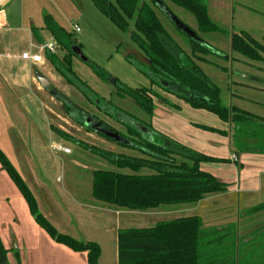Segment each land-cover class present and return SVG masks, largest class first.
<instances>
[{
    "label": "trees",
    "instance_id": "16d2710c",
    "mask_svg": "<svg viewBox=\"0 0 264 264\" xmlns=\"http://www.w3.org/2000/svg\"><path fill=\"white\" fill-rule=\"evenodd\" d=\"M92 1L123 30H128V20L133 21L136 31L131 33V38L141 51L143 56H140L144 60L136 54H128L125 59L144 74L151 85H159L184 98L193 107L210 110L222 120H231L234 124V133L257 138L258 151L264 153V123L255 122L256 119L263 120V118H258L236 106L227 107L222 100L223 93L221 94L220 87L212 82L198 64V62L210 63L224 72L227 71V66L219 64L216 60L219 58L226 60L228 56L210 44L205 38L206 34L213 32L228 34L231 49L250 59L264 58V37L259 41L245 30L230 33L210 17L207 0H163L168 7L172 4L185 9L195 18L197 28L190 27L199 41L185 35L190 43V52H187L157 15L156 0ZM45 26L64 50L63 56L45 50V57L66 83L77 88L98 109H103L100 107L101 103H107L111 105L108 112L112 116L123 114L126 121H122L132 136L134 135L133 138L126 137L131 142L130 145H123L141 154L140 156L114 154L108 149L84 145L115 167L130 170L126 173L104 168L94 169L91 172V196L95 201L123 209L148 210L164 204L195 203L207 194L226 191L227 184L211 173L203 171L200 163L227 162L229 159L195 151L156 131L149 122L146 124L145 121L142 122L117 105H113L111 101L104 100L73 69V58L76 56L74 47L77 41L51 16L45 17ZM211 57H216V60ZM85 62L102 80L106 81L110 78L96 62L91 60ZM164 83L172 84L175 90L172 88L170 90L163 85ZM115 85L121 97L129 96L134 99L149 116L153 112L155 97L169 102L150 87L132 88L119 79H116ZM56 94L55 96L65 103V97ZM205 99L209 101H202ZM169 103L177 107L174 103ZM64 106L69 113L74 111L69 103H65ZM78 112L83 115L81 110ZM104 112L108 113L106 109ZM197 126L219 134L226 133L224 130L206 125ZM52 129L57 130L54 126ZM0 164L26 199L38 224L58 243L74 251L86 252L88 264H99L100 245L58 231L39 210L32 190L1 148ZM143 169H148L149 172L143 173ZM263 208L264 204L257 207V209ZM217 233L220 232L207 231L198 215L161 220L149 227L118 229L116 237L118 264H236L233 245H224V251L216 248L223 242L219 238L212 239ZM8 251L0 238V264H10ZM15 254L18 256L17 252Z\"/></svg>",
    "mask_w": 264,
    "mask_h": 264
},
{
    "label": "rangeland",
    "instance_id": "374dc122",
    "mask_svg": "<svg viewBox=\"0 0 264 264\" xmlns=\"http://www.w3.org/2000/svg\"><path fill=\"white\" fill-rule=\"evenodd\" d=\"M215 1L216 0H208L209 5H212L211 8H213V14L217 8L214 7ZM238 1L247 4H251L253 2L252 0L248 2L237 0V2ZM10 4L13 8L12 15L15 16V18H22V26L28 28L26 30L22 29V33L18 37L19 41L15 43V47L17 48L16 50L21 53L25 47L24 35L28 34L30 27H39L43 24L44 16L48 14L51 15L67 32H69L70 36L77 41L76 47L80 53H77L73 58V69L100 97L104 100L111 101L113 105H117L122 108V110L126 111L127 114L129 113L134 115L142 122L145 121L146 124L149 122L153 129L168 138L177 142H181L186 139V141L189 142L188 132L185 131L189 130L187 126L189 125V118L191 114L185 113L184 108H179L180 103L178 100H169L166 98L169 102L174 103V105H177L178 107H174V109L169 112H163L160 111V108L155 109L156 99L154 98L153 110H155V112H152L149 116L134 99L129 96L121 97L117 92L115 81L116 79H119L132 88L150 87L151 89L160 92L161 96L162 94L173 96L171 92L165 91L156 85H151L150 80L125 59L128 54H136V56L140 59L143 58L140 56L142 55L141 51L131 38V33L136 31L132 20H128V30H123L119 28L107 15H105L92 0H12ZM169 7L184 23L192 28H197L195 18L191 13L172 4H170ZM155 11L165 27L171 32L172 36L187 52H190V43L187 37L175 28L173 23L158 7ZM215 22L230 32L237 31L238 27H240L238 25L239 22H236L233 19H230V22H227V25L224 24L225 22L222 19H217ZM76 28H79V31H76ZM256 35L259 41H261V37L264 36L262 33H256ZM205 36L207 41L224 52L225 56H228V54L231 53L232 49L229 39L230 36L228 34L213 32L206 34ZM43 37L42 42L41 40L34 39L39 47L50 42L47 35ZM12 39L16 40L15 37H12ZM59 52V56H63L64 50ZM237 54L242 56L240 53ZM229 57L230 56H228V58ZM245 58L247 60L250 59L248 57ZM211 59H214L215 61L216 57H211ZM86 60L96 62L108 73L110 78L106 81L102 80L94 72V70L86 64ZM216 62L226 65V60L223 58L217 59ZM46 63H48V61H46ZM198 64L202 70L205 71L212 82L219 86L222 90L221 94L223 93L222 100L224 104L227 103V107L236 106L233 105L236 103V98L233 96L227 97V92L224 94L227 87L226 82L228 80V78L226 79V75H222L224 71H222L218 66H214L210 63L198 62ZM51 68L53 70V74H55V78L53 77V83L50 81L52 91L48 89L46 90H48V92L53 96V100L49 102V106L52 109L50 124L57 130L54 131L53 129L51 134L46 118L47 113H45L48 111L46 110V106L42 103L44 102V97L37 93H29L34 101L29 103V107L26 104L28 109H25L24 104L19 100L20 97L11 91V93L7 95L8 103L13 104L14 102H19L22 112L20 110H17L16 113L14 112L18 117L17 119L19 122L18 125H16V128H11L12 124L9 120H5V125L7 124L8 126V137L11 144L13 146H18L20 149L19 152H22V149L26 150L25 154L27 159L25 158V155H23V160H28V162L31 163L32 169L38 174V176L49 179L51 181V186H54L53 188L57 189L62 186L66 190L65 193H63V189L61 190L63 193L62 196L64 197H62L64 201L63 204L69 207L72 213L81 215L90 210L89 206V208H86L83 204L86 201L85 198H87L88 192L92 188L91 172L94 169L104 168L126 173L130 172L129 169H119L115 167L107 160L94 154L88 148H85L84 145L108 149L114 152V154H134L137 156H140L141 154L126 145L110 140L105 136L88 129L83 123L86 118L91 117L94 122L102 123L104 127L119 132L125 138L134 137L122 121H126L122 116L123 114H118L117 116L115 115L116 117L112 116V114L109 113L111 105L107 103H101L100 107L103 109H98L93 103L88 101L77 88L66 83L63 77L59 75V73H56L52 66ZM37 75L45 77L44 74L40 72L37 73ZM232 89L234 91L236 90L234 89V86ZM55 94L65 97V103H69L73 107L74 111H70L69 113L64 106L65 103L56 97ZM175 96L181 101L187 102L184 98L178 97L177 95H174L173 97ZM256 96L263 98L264 95L259 93ZM157 99L172 106L169 102H165L161 98ZM249 101L245 100L244 106L242 107L253 112L256 109ZM230 102H232V105H230ZM193 108L204 112L205 115H202L200 119L205 122H191V125L202 130L216 133L215 131H211L202 126H197L198 124L195 123L217 128L213 126V124L217 123L218 120H220V117L216 113L205 108ZM104 109L109 112L105 113ZM78 110H81L83 115H81ZM180 111L184 113H181ZM211 118L212 120L213 118H216L213 124L207 123L212 121ZM68 136L70 137L68 138ZM135 138H137V136H135ZM2 139H5L4 135L2 138L0 134V147H3L2 150L4 153H6L8 157L9 155L14 157L16 164L18 163L17 165H20L19 154L15 155L10 146H8ZM19 142H21V144H19ZM52 143L62 144L68 147L71 152L68 154L58 152L52 148ZM10 160L12 161V159ZM12 163L16 166L14 162ZM27 167L30 168L29 166ZM0 168V170L4 171V173L9 176L6 170H4L1 166ZM19 172L25 181H29V178L26 176L22 166ZM142 172L146 173L149 171L148 169H143ZM3 179L6 180V182L2 181L3 186L0 190V206L5 207L11 205V207L18 211L20 217L26 221V223H28V221L32 222L33 219V221L38 224L26 199L23 195L21 196L19 194V189L12 178L9 176ZM73 191L79 194L76 195L72 193ZM3 196L8 197L9 199L6 200ZM97 204H99L100 207L98 206V208H93L90 211V219L95 220V223L99 225L94 226L95 228L86 226V230H82L78 225L68 226L66 229H68L69 233H66L62 228H58L59 225H57L54 221L50 220L45 215L44 216L51 221L58 231L62 233L69 234L77 239H85L87 236L92 237V240L90 241L97 242L100 247H103L104 256H112V252L116 251L117 253V245L113 241V239H115V234L112 231H107L106 228L118 227V229H124L131 227L153 226L161 220H169L175 217L188 215L186 214V208L192 206V203L164 204L159 206V211L150 217L144 216L145 213L141 210L123 209L99 201ZM102 206H112V208L107 210L103 209ZM38 207L41 212L44 211L43 206L38 204ZM38 226L49 238L54 240L40 224H38ZM87 229H92V231H94L93 234H91V232ZM30 234L35 239H39L32 229H30ZM217 238L223 242L219 243L216 248L224 251V242H226L228 234L217 233L212 236V239L214 240ZM54 241L58 243L56 240Z\"/></svg>",
    "mask_w": 264,
    "mask_h": 264
},
{
    "label": "crops",
    "instance_id": "0c3cea01",
    "mask_svg": "<svg viewBox=\"0 0 264 264\" xmlns=\"http://www.w3.org/2000/svg\"><path fill=\"white\" fill-rule=\"evenodd\" d=\"M11 1L5 7L0 8V134L2 138L4 135L5 139L2 140L10 146L13 153L15 155L19 154L20 165L16 164L14 157L11 155L8 158L12 159L10 161L15 163L17 169L21 170L22 166L29 178L26 183L32 190L38 204L44 208L43 214L59 225L58 228H62L66 233H69L66 229L68 226L78 225L82 230H86V226L95 228L94 226L99 225L95 223V220L90 219V211L93 208L100 207V205L92 198L91 190L88 192L87 198H85L86 201L83 204L86 208L90 207V210L81 215L72 213L71 209L63 204L64 197L62 194L66 190L62 186L57 189L53 188L54 186H51L49 179L38 176L32 169L31 163L26 160L27 164L23 160V155L26 158V150L22 149V152H19L18 146H13L8 137L9 130L7 124L5 125V120L10 121L11 128H16L19 122L15 113L17 110L22 112L19 102L8 103L7 95L11 91L20 97L19 100L24 104L25 109H28L31 101H34L29 93H37L44 97L42 103L48 111L45 113H47L46 118L52 134L53 129H51L52 125L50 124L52 109L49 102L53 100V96L48 92V90L52 91V87L46 90L42 86L37 73H43L45 78H48L52 83L55 74L52 72L51 62L45 57V50L43 51L42 46L39 47L34 39L42 42L43 36L47 35L50 39L48 43L56 45L55 54L59 55V51L63 50L45 26V17L51 16L49 14L44 16L42 25L39 27L31 26L28 34L24 35L25 47L21 53L16 50L15 43L19 41L18 37L21 35L22 29L26 30L28 28L22 26V18H15L12 15ZM241 1L248 2L250 0ZM252 1L251 4H247L237 2V0H216L214 7L217 8L214 14L213 8H211L212 5H209L208 0L207 4L210 17L214 21L222 19L225 22L224 24L227 25V22L233 19L239 22L240 27L237 31L245 30L257 39L256 33L264 34V0ZM233 32L235 31L230 33ZM12 37H15L16 40ZM26 51L41 53L43 61L33 63L22 59L21 55ZM237 53L231 50L230 55L228 54L230 57L226 59L227 71L222 73V75H226V79L228 78L224 94L227 92V97L233 96L236 98V103L233 104L236 107L246 110L258 118H263V120L256 119V123H264V96L263 98L256 96L259 93L264 95V58L247 60L243 55L239 56ZM56 73L58 72L56 71ZM233 86L236 89L235 91L232 89ZM162 96L169 100H178L180 103L179 108H184L185 113L191 114L187 126L190 131H185L188 132L189 142L184 139L179 143L209 156L229 159L227 162L202 161L200 163V168L203 171L211 173L221 182L226 183L227 189L224 192L207 194L200 201L192 203V206L186 208V214L198 215L207 231L216 230L220 233H227L228 238L224 245L235 247L236 264H264V208L257 209L258 206L264 204V153L258 151V139L234 133V124L231 120L220 119L213 124L216 118H213V120L211 118L212 121L207 122L226 131L223 135L196 128L191 125V122H205L200 119L202 115H205L202 110L191 107L188 102L181 101L176 96L173 97L174 95L162 94ZM245 100H250L249 102L253 104L256 110L252 112L242 107ZM155 102V109L160 108V111L169 112L174 109L173 106L161 102L159 99H156ZM230 105H232V102H230ZM154 112L155 110H153ZM18 140L20 141L19 137ZM6 177L9 176L0 170V190L3 186L2 181L6 182L3 178ZM62 189L64 190L63 193L61 192ZM18 192L22 196L20 190ZM72 193L79 194L74 191ZM3 198L9 199L6 196H3ZM102 208L108 210L112 206H102ZM141 211L145 213L144 216L151 217L159 211V207ZM30 229L39 239H35L30 234ZM87 230L91 234L94 232L92 229ZM106 230L115 234L113 241L117 245L118 227L106 228ZM0 238L9 250L8 260L10 264H88L86 252L74 251L66 245L56 243L43 232L33 219L32 222L28 221L26 223L11 205L0 206ZM85 240H92V237L87 236ZM103 253L104 250L101 247L99 264H118L116 251L112 252V256H104Z\"/></svg>",
    "mask_w": 264,
    "mask_h": 264
},
{
    "label": "water",
    "instance_id": "95a60500",
    "mask_svg": "<svg viewBox=\"0 0 264 264\" xmlns=\"http://www.w3.org/2000/svg\"><path fill=\"white\" fill-rule=\"evenodd\" d=\"M9 2L10 0H0V8L5 7ZM156 5L166 15V17L173 23L176 29H178L181 33L186 35L188 38H192L194 40L199 41V38L194 32V30L190 26H188L186 23H184L176 14H174L163 0H156ZM74 51L76 54L80 53L76 46L74 47ZM38 77H39V80L41 81L42 86L45 89H51L50 80L40 75H38ZM202 101L208 102L209 100L205 99ZM84 125L87 128H90L94 132L99 133L110 140H113L115 142L122 143V144H127V145L131 144V142L128 139H126L123 135H121L119 132L104 127L102 123L100 122H94L91 117H88L84 121Z\"/></svg>",
    "mask_w": 264,
    "mask_h": 264
},
{
    "label": "built area",
    "instance_id": "2783aa9c",
    "mask_svg": "<svg viewBox=\"0 0 264 264\" xmlns=\"http://www.w3.org/2000/svg\"><path fill=\"white\" fill-rule=\"evenodd\" d=\"M76 31H79V28H76ZM41 49L43 51L49 50L50 52L54 53L56 50V45L54 43H47V44L43 45L41 47ZM21 57H22V59L32 61L33 63H41L43 61V56L39 52L26 51V52L22 53ZM52 148L54 150H57V151L63 152V153H70L71 152V150L68 147H66L62 144H58V143H52Z\"/></svg>",
    "mask_w": 264,
    "mask_h": 264
},
{
    "label": "flooded vegetation",
    "instance_id": "af4514ba",
    "mask_svg": "<svg viewBox=\"0 0 264 264\" xmlns=\"http://www.w3.org/2000/svg\"><path fill=\"white\" fill-rule=\"evenodd\" d=\"M164 86H166L167 88H170V90H171V88H172V90H175V86H173L172 84H169V83H164L163 84ZM156 86H158V87H160L159 85H156ZM160 88H162V87H160ZM163 89V88H162ZM163 90H165V89H163ZM155 91V90H154ZM165 91H168V90H165ZM155 92H157V91H155ZM168 92H170V91H168ZM160 96H161V94L159 93V92H157ZM172 93V92H171ZM173 95H175L174 93H172ZM162 97H164V96H162ZM158 97H155V99H157ZM87 119V118H86ZM85 119V120H86ZM84 124V123H83Z\"/></svg>",
    "mask_w": 264,
    "mask_h": 264
}]
</instances>
